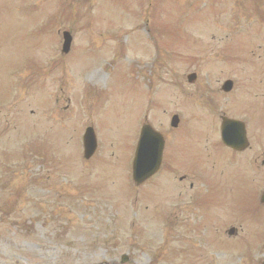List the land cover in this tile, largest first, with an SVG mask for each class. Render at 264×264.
<instances>
[{"label": "rangeland", "instance_id": "1", "mask_svg": "<svg viewBox=\"0 0 264 264\" xmlns=\"http://www.w3.org/2000/svg\"><path fill=\"white\" fill-rule=\"evenodd\" d=\"M263 86L264 0H0V264H259L264 215L227 245L202 209L190 205L181 218L190 223L173 230L164 214L172 181L197 195L228 168L212 145L219 122L195 103L237 98L239 119L261 132L253 98ZM145 123L165 143L159 172L137 187L131 161ZM87 127L97 148L86 161ZM221 179L200 194L205 211L236 217L245 189ZM188 246L191 261L176 262Z\"/></svg>", "mask_w": 264, "mask_h": 264}, {"label": "flooded vegetation", "instance_id": "2", "mask_svg": "<svg viewBox=\"0 0 264 264\" xmlns=\"http://www.w3.org/2000/svg\"><path fill=\"white\" fill-rule=\"evenodd\" d=\"M195 79H196L195 84H197L198 77L196 76V74H195ZM182 99L186 100L187 104H193L197 98H182ZM253 99H259L263 102L262 115L264 116V98H253ZM223 102L225 106L223 105ZM236 103H237V98H211V101L201 98L198 103H195L199 109H202L200 112H207V115H214L215 118L219 120V125L214 127L215 131L213 130L214 132H212V135H214L213 140L215 141L213 142L212 145L214 146V149L218 154V161L220 162V164L223 166H227L228 168H226L221 172V174H219L218 185L216 179L214 189H211L212 188L211 180H208L209 183L208 181L205 180L201 181L200 185H198L196 189L197 195L194 192L184 190L186 185H182V189L177 190L178 188L177 184H174L172 181L171 191L168 192V196H167L168 199L166 202L168 211L166 212V214L162 212L165 215L164 216L165 221L167 224L170 225L169 228L171 230H173V228L175 227L172 224V221L178 222V224H182V225L184 223L187 224L190 223V221L181 220V218L183 217L184 213L191 212L188 211L189 210L188 207L191 205L190 209L192 210L202 209L201 212L202 214L204 213L203 215L205 217V223H204L205 229H208L206 224L208 225V220L210 219V218H206V215H214L212 217L213 219L209 220V224L213 225V229L215 232L214 233L215 240L216 242H224L227 245H229L228 243H234L240 241L238 237L239 234H241V236L243 235L244 232L243 227H246L247 229L251 228V226L254 225L252 221L254 220L258 221L261 218V216L264 215V203L261 202V197L264 193V127L262 126L261 132H259V130L258 131L256 130V127L253 128L252 122L250 121L251 119H249L248 117L245 119L242 118L239 119L238 117L239 112L237 111ZM180 114L181 113L179 112L176 115L174 114L171 115V117L177 116L180 118L182 116V115L180 116ZM222 119L236 120L243 123L244 127H230L228 128V132L231 134V138L235 142H237L239 139L238 132L244 131L245 144L243 145L238 144L235 147H229L223 142L221 136V127H220ZM248 121L250 122V124L247 123ZM182 129H184V127H182ZM171 130L172 132H176L179 130V127L177 126L176 128H171ZM222 176L231 177L232 179H234L233 182L236 181V184H239L241 186L243 185L242 188L245 189L242 190L244 195L243 197H241V200L242 201L245 200L244 205L246 207L243 208L241 203L240 214L236 217L225 216V219H223L219 211L215 212V214H213L212 211L209 212L205 211L206 203H204L200 194L203 193V191L205 190L204 187H206L209 191H213L217 189L219 186H222L223 183L225 182L224 180L221 179ZM185 180H186L185 175L180 176L178 178V181L180 183L185 182ZM188 187L191 189L192 184H189ZM216 196H217V192L215 193L214 197ZM185 200L188 203L185 204ZM233 202L230 205H232ZM157 215L158 214L153 215V220L156 219L158 220ZM195 219H197V215H195L193 220ZM224 221H228L229 223H227V228H225L222 231L221 230L222 224H225ZM200 228L204 229L203 224L201 225ZM190 240L192 239H188L185 242H188ZM207 244L211 245L210 243ZM190 248L191 247L188 246L187 249L178 251L177 255L175 252L173 254L174 260L177 262V258L180 256L183 259V263H188L189 261H191L192 256L189 255L191 254ZM252 257H253V253L246 257V261L249 260L250 262H252L251 259ZM262 261H264V258L258 262L261 263ZM196 262L197 260L195 259L192 261L191 264H196Z\"/></svg>", "mask_w": 264, "mask_h": 264}, {"label": "water", "instance_id": "3", "mask_svg": "<svg viewBox=\"0 0 264 264\" xmlns=\"http://www.w3.org/2000/svg\"><path fill=\"white\" fill-rule=\"evenodd\" d=\"M70 42L69 34L63 33L62 53L68 52ZM176 124L177 119L173 118L171 126L175 127ZM225 134L226 132L223 131V139L226 137ZM82 141L84 158L89 159L96 149L95 137L91 129H86ZM162 150L163 140L161 135L154 132L149 126H143L132 163V180L136 185L145 182L158 171Z\"/></svg>", "mask_w": 264, "mask_h": 264}, {"label": "bare ground", "instance_id": "4", "mask_svg": "<svg viewBox=\"0 0 264 264\" xmlns=\"http://www.w3.org/2000/svg\"><path fill=\"white\" fill-rule=\"evenodd\" d=\"M96 78H97V79H99V77H98V76H96Z\"/></svg>", "mask_w": 264, "mask_h": 264}]
</instances>
